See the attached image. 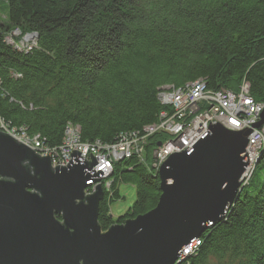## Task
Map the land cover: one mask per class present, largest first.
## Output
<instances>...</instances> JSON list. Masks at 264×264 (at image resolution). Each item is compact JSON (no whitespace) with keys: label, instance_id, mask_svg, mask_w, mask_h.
<instances>
[{"label":"trees","instance_id":"obj_1","mask_svg":"<svg viewBox=\"0 0 264 264\" xmlns=\"http://www.w3.org/2000/svg\"><path fill=\"white\" fill-rule=\"evenodd\" d=\"M5 7L0 122L39 136L47 148L60 147L67 126L87 144L141 133L168 111L158 102L160 89L198 80L216 92L245 84L264 105V0H5ZM12 30L35 35L30 50L5 42ZM150 159L148 151L145 163L114 164L111 190L98 205L101 232L156 207L160 186ZM255 169L184 264H264V148ZM120 185L133 187L135 200L113 219Z\"/></svg>","mask_w":264,"mask_h":264},{"label":"water","instance_id":"obj_2","mask_svg":"<svg viewBox=\"0 0 264 264\" xmlns=\"http://www.w3.org/2000/svg\"><path fill=\"white\" fill-rule=\"evenodd\" d=\"M207 132L159 167L160 196L143 216L101 232V180L96 165L72 151L66 166L50 168L9 135L0 133V264H174L182 248L222 222L238 198L248 159V134L264 123Z\"/></svg>","mask_w":264,"mask_h":264},{"label":"built area","instance_id":"obj_3","mask_svg":"<svg viewBox=\"0 0 264 264\" xmlns=\"http://www.w3.org/2000/svg\"><path fill=\"white\" fill-rule=\"evenodd\" d=\"M17 33V32H16ZM19 35V34H18ZM24 38L32 39L33 36ZM6 42V40H5ZM16 50H30V47H17L12 43ZM32 47V46H31ZM203 81L186 84L182 88H162L159 90L157 98L161 106L168 111L158 114L157 123L143 128L141 133L132 132L130 134H120L112 145H103L95 141L94 144L81 143L78 138L77 128L67 126L64 129L62 145L57 149L47 148L43 145V140L39 136L29 138L23 134L22 130H8L6 126L0 129L5 132H15L23 137L21 143L30 148L39 157H50V168L54 166H66L70 161V153L76 151L81 159L89 161L90 155L94 157L96 165L91 168L96 175L101 171V180L92 183L86 190L85 195H90L94 187L104 181L113 172L114 164L121 160H128L132 156L136 157L141 163V152L145 146L150 145L154 136L159 140L151 142L153 151L151 153L150 166L155 171L166 161L168 156L174 152H184L199 141L208 128V123L215 122L218 125H225L231 131H242L250 128V124L259 121V114L264 105L254 103L248 93L245 84L239 87V91L231 93L227 91H208ZM1 123V122H0ZM10 136V135H9ZM248 143L245 150L248 164L242 176L241 185L248 187L250 178L253 175L254 160L258 161V156L264 147V123L261 127L249 133ZM153 143V144H152ZM90 154V155H89ZM47 155V156H46ZM88 187V188H89ZM199 247L197 240H192L189 245L181 250L182 260L187 255H194Z\"/></svg>","mask_w":264,"mask_h":264},{"label":"rangeland","instance_id":"obj_4","mask_svg":"<svg viewBox=\"0 0 264 264\" xmlns=\"http://www.w3.org/2000/svg\"><path fill=\"white\" fill-rule=\"evenodd\" d=\"M5 12H6V7H5V0H0V20L1 21H5L6 19H5ZM17 31H15V30H12V31H10L8 34H6L5 35V37H4V39L6 40V42H10V43H12L13 42V44L15 45V46H17V47H21V45H23V48H26V47H30L31 48V46H33V44H34V40H35V35H32L33 36V38L32 39H27V38H24L23 36H19L18 34V32L16 33ZM31 36V37H32ZM11 45V44H10ZM13 46V45H12ZM227 92H229V91H227ZM158 99V98H157ZM258 104H260V103H258ZM261 105H263V104H261ZM260 120V119H259ZM3 123L1 122L0 123V127L2 128L3 127ZM263 125V124H262ZM261 125V126H262ZM219 126H221V127H223L225 130H227V131H230V132H233V131H231V130H229V128H227L225 125H219ZM261 126H259V127H261ZM258 127V128H259ZM249 129V128H248ZM252 130H255V128H253ZM23 132V131H22ZM64 132V131H63ZM77 132H78V129H77ZM0 133L2 134H6V135H10L9 137H11L13 140H16L17 142H19L20 144L21 143H23V141H21L22 139H23V137H21V136H19L20 134H17V133H15V132H10V131H8L7 130V132H5V131H3V129L1 130L0 129ZM130 133H132V132H129L128 134H130ZM24 134V133H23ZM64 134H65V132H64ZM64 134H63V138H64ZM26 136H27V134H25ZM249 135V134H248ZM27 137H29V136H27ZM34 137H36V136H31V137H29V138H34ZM63 138H62V140H61V143H62V141H63ZM78 138H79V132H78ZM249 138V137H248ZM79 141H80V138H79ZM149 141H150V145H148V146H145L142 150H140V152H141V154H142V156H141V164L142 163H145L146 161V153H148V151H150L151 153H152V151H153V147H152V145H151V142H152V140H148V143H149ZM247 143H248V141H247ZM62 145V144H61ZM264 148V147H263ZM262 148V149H263ZM30 149V148H29ZM52 149V148H51ZM183 152V151H182ZM131 158H136V157H134V156H132ZM130 158V159H131ZM138 160V159H137ZM259 160V159H258ZM121 161H123V160H121ZM139 161V160H138ZM120 162V161H119ZM118 162V163H119ZM140 162V161H139ZM258 162V161H257ZM253 163H255V165H254V167H253V172L252 173H254V174H257V172H258V170L257 169H255V167L257 166V164H256V160H254V162ZM151 168V167H150ZM152 169V168H151ZM255 169V170H254ZM153 171H155L154 169H152ZM159 170V169H158ZM255 171V172H254ZM155 172H157V171H155ZM111 175L112 174H110L109 176H108V178H106L104 181H102V186L104 187V188H100V189H102V193L104 194V193H106V194H108L109 192H110V190H111V188H110V185H111V183H112V180H111ZM241 180L242 179H240V183H241ZM241 185V184H240ZM90 188H92V187H89V188H87L86 190H91ZM244 189H246V187H244V186H240L239 187V189H238V191H237V194H238V196L240 195V193H241V190H244ZM119 198H120V201H118V202H115V203H113V205H111L110 206V209H109V212H110V216L111 217H113V219H115V218H118V217H120V216H122V214L124 213V212H126V210L128 209V208H130L131 207V205L133 204V202H134V189H133V187L131 188V187H129V186H125V185H120L119 186ZM194 240H197L198 241V239H194ZM183 249V248H182ZM180 254H181V252H180ZM194 255H196L195 253H194ZM193 255V256H194ZM192 255L190 256V255H187L186 257H184L182 260H180V258H181V255L179 256V258L177 259V261L174 263V264H184V261L185 260H187V259H189V258H191V257H193Z\"/></svg>","mask_w":264,"mask_h":264},{"label":"bare ground","instance_id":"obj_5","mask_svg":"<svg viewBox=\"0 0 264 264\" xmlns=\"http://www.w3.org/2000/svg\"><path fill=\"white\" fill-rule=\"evenodd\" d=\"M258 159H259V156H258ZM258 162H256V164H257Z\"/></svg>","mask_w":264,"mask_h":264}]
</instances>
